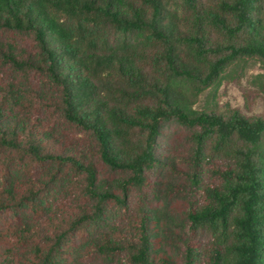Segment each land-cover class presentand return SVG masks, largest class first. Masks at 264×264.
I'll return each instance as SVG.
<instances>
[{"label":"trees","instance_id":"trees-1","mask_svg":"<svg viewBox=\"0 0 264 264\" xmlns=\"http://www.w3.org/2000/svg\"><path fill=\"white\" fill-rule=\"evenodd\" d=\"M251 62L264 0H0V264H264Z\"/></svg>","mask_w":264,"mask_h":264},{"label":"rangeland","instance_id":"rangeland-1","mask_svg":"<svg viewBox=\"0 0 264 264\" xmlns=\"http://www.w3.org/2000/svg\"><path fill=\"white\" fill-rule=\"evenodd\" d=\"M216 106L227 112L239 110L247 117L264 118V68L251 62L229 69L219 87L206 90L197 98L196 109Z\"/></svg>","mask_w":264,"mask_h":264}]
</instances>
